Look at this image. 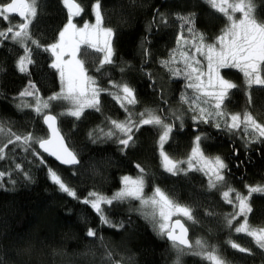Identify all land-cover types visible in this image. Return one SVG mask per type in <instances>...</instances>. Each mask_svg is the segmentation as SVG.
Here are the masks:
<instances>
[{"label": "trees", "instance_id": "obj_1", "mask_svg": "<svg viewBox=\"0 0 264 264\" xmlns=\"http://www.w3.org/2000/svg\"><path fill=\"white\" fill-rule=\"evenodd\" d=\"M6 2V0H0ZM84 9L80 17L74 19L77 25L93 20L91 5L95 0H75ZM255 17L264 21V0H252ZM103 25L113 29V65H106L102 73L95 71L101 53L82 46L80 59L90 76H95L102 87L110 88L109 78L116 82H127L135 89L139 103L132 109L138 113L144 109H170L184 115V127L179 122L173 130L165 150L173 158L185 159L196 135L206 136L201 147L206 156L219 155L228 165L223 185L211 192L207 190V178L199 172H190L187 177L171 176L160 167L156 141L157 130L143 126L135 134V145L121 152L114 140L98 139L93 143L89 133L95 129L108 130V120H124L126 113L109 95H101V111L86 109L79 120L70 116L59 117V126L70 148L78 154L80 164L66 167L44 154L48 166L76 190L83 198L91 191L111 196L121 188V178L125 175L136 177L139 164L150 175L145 194L152 192L154 185L165 190L181 204L191 205L199 221L193 227L184 218L189 229V239L201 238L218 248L227 264H264V250L259 249L246 234H237L224 227L223 214L232 212V206L224 203L222 191L232 187L246 193L245 185L264 186V139L247 146L243 133H229L214 124L193 122L187 105L180 102L186 87L183 77H173L161 61L167 58L175 45L178 34L183 31L188 38L186 27L179 16L194 15L193 27L197 33L212 42L225 27V20L211 9L204 0H101ZM163 16L167 23L161 21ZM67 20V10L62 0H40L38 15L30 26V33L41 45L33 48L31 75L20 73L16 62L23 55L19 46L10 39L0 41V118L12 121V131H34L43 134L42 120L30 109L17 111L15 105L21 103L19 93L29 80L39 89L38 94L47 98L60 88L56 69L49 65L53 58L43 47L55 42L58 31ZM19 22L12 15L9 21L0 19V30L9 24ZM148 50L147 60L144 50ZM124 67L125 71L120 72ZM221 74L237 85L230 91L223 109L228 113L251 112L261 123L264 117V88L253 85L249 89L244 84L242 74L233 69H223ZM152 85V86H150ZM251 94L252 102L247 96ZM163 100L167 104L162 103ZM29 103L32 98H25ZM67 105L54 103L52 112L58 114ZM172 122L170 119L167 121ZM6 149L7 159L0 162V170L6 175L0 182V259L3 264H110L107 252L112 253L111 261L120 264H173L175 252L170 242L154 230L153 225L138 212L130 209L139 207L138 201L103 205L105 214L115 224L123 222V228H112L100 223V219L90 205L68 196L58 190L47 175L46 168L22 150ZM238 150V155L234 151ZM20 163V170H13ZM239 165V166H238ZM11 172L9 176L7 173ZM24 172L31 179H26ZM15 181V183H12ZM249 204V224L264 227V194L252 195ZM208 212L215 216L206 215ZM176 218V217H175ZM174 218V219H175ZM241 221L234 222L236 226ZM88 228L97 229V237H87ZM102 238V239H101ZM233 241L248 253H241L230 247ZM182 264H204L195 255H185Z\"/></svg>", "mask_w": 264, "mask_h": 264}, {"label": "snow or ice", "instance_id": "obj_2", "mask_svg": "<svg viewBox=\"0 0 264 264\" xmlns=\"http://www.w3.org/2000/svg\"><path fill=\"white\" fill-rule=\"evenodd\" d=\"M226 22L221 33L212 42H207L208 37L203 33H196L193 27L194 15L179 16L183 21L182 29L186 27L191 41L181 31L176 39V48L170 53L169 59L161 61V64L169 69L173 77H184L187 80L186 88L192 91V95L182 94L180 102L187 105L193 122L213 124L216 129H225L235 134L243 132L242 139L245 146L264 139V123L258 120L249 111L231 114L223 109V104L231 90L237 85L221 75L223 69H238L243 73L246 85L249 89L253 85L264 88V21L255 17V9L252 0H204ZM40 0H6L0 2V19L9 21L10 16L19 17V22L9 24L6 30H0V41L10 39L20 47L23 55L19 56L16 67L20 73L31 75L29 66L34 64L32 60L33 48H41L39 41L30 33L38 15ZM62 5L67 9V20L58 31V40L55 43L43 47V51H51L54 59L49 65L56 69L60 79V90L48 96L41 97L35 83L29 80L27 87L19 93L21 103L15 105L17 111L23 112L30 109L35 116L42 120L45 131L37 134L34 131L14 132L12 121L0 118V162L8 158L6 149L12 148V158L15 152L22 150L33 156L41 166H44L51 182L58 190L70 197L80 200L95 211L100 223L112 228H123V222L115 224L105 214L103 205L111 206L114 203L138 201L139 207L130 209L138 212L145 220L149 221L158 235L170 242L171 249L175 252L173 264H182L185 255L191 254L199 257L204 264H227L218 248L210 245L206 240L197 238L194 242L189 239V229L182 222L199 223L194 215L191 205L181 204L173 199L165 190L154 185L151 195L145 194V188L149 182V173L137 164L138 174L135 178L125 175L121 178V188L110 197L97 191H91L87 196L80 198L77 192L62 177L58 171L48 166L44 154L54 158L61 165L78 166L80 160L78 154L73 151L59 126V117L70 116L79 120L86 109L101 111V95L106 93L126 113L124 120H108V130L95 129L89 133L93 143L98 139L114 140L121 152L135 145V134L143 126H151L157 130L156 141L160 167L171 176H188L190 172H199L207 178V190L209 192L220 188L225 181V170L228 165L219 156L209 157L201 147V141L206 136L196 135L192 141L190 152L186 159H176L165 150L169 144L176 122H179L181 130L184 127V115L176 110L165 113L163 108L144 109L138 113L132 109L139 103L135 89L127 82H116L109 78L110 88L102 87L95 76L88 74L85 61L79 58L82 46L101 53L98 66L95 71L102 73L106 65L115 63L114 50L111 45L113 29L103 26V14L101 0H95L91 5V11L95 22L85 21L78 27L74 19L80 17L84 9L75 0H62ZM161 21L167 20L161 16ZM177 54L179 59H177ZM145 59L149 55L144 50ZM173 65H177L173 67ZM125 71L124 67L120 72ZM152 86V85H150ZM32 98L29 103L25 98ZM248 103L252 97L249 92ZM162 103L167 104L161 97ZM54 103L67 105L66 110L53 114ZM172 120L171 123L167 122ZM251 137V139H248ZM238 155V150L234 151ZM239 166V165H238ZM21 164H14L13 170H20ZM9 176L11 172L7 173ZM26 179H31L29 173H23ZM5 170H0V182L5 177ZM15 183V181H12ZM247 195L241 194L232 187L222 191L221 197L224 203L231 205L233 211L223 214L224 227L234 230L237 234H246L254 244L264 250V227H254L249 224L248 216L252 208L249 201L253 194H264V186L245 185ZM235 193L233 199L232 194ZM206 215L215 216L216 213L208 212ZM173 217H176L173 219ZM243 221L234 226L238 218ZM97 229L88 228L87 237L96 238ZM102 239V238H101ZM231 248L248 253L250 249L228 241ZM110 264H120L119 261H111L112 253L107 252ZM0 264L3 260L0 259Z\"/></svg>", "mask_w": 264, "mask_h": 264}, {"label": "rangeland", "instance_id": "obj_3", "mask_svg": "<svg viewBox=\"0 0 264 264\" xmlns=\"http://www.w3.org/2000/svg\"><path fill=\"white\" fill-rule=\"evenodd\" d=\"M95 22V18H94V15H93V20L91 21V22H89V23H94ZM75 23V22H74ZM84 24V23H83ZM83 24H81V25H77L78 27H80V26H83ZM104 26V25H103ZM105 27V26H104ZM197 33V32H196ZM186 37H187V35H186ZM188 38V37H187ZM190 41H191V38H188ZM57 40H58V38H57ZM57 40L55 41V42H57ZM55 42H53V43H55ZM52 44V43H51ZM50 45V44H49ZM111 45H112V37H111ZM176 42H175V45H174V47L172 48V50L174 49V48H176ZM172 50L170 51V53L172 52ZM50 53H51V51H49ZM170 53H169V55L167 56V58L166 59H164V60H167V59H169V56H170ZM52 54V53H51ZM52 58L54 59V57L52 56ZM177 59H179V55L177 54ZM163 60V61H164ZM175 66H177V65H173V67H175ZM168 69V68H167ZM169 70V69H168ZM230 70H233V69H230ZM235 70H237V71H239L241 74H242V76H243V73L240 71V70H238V69H235ZM222 71V70H221ZM58 73V72H57ZM222 75V74H221ZM58 77H59V74H58ZM184 78V77H183ZM243 79H244V84L246 85V80H245V77L243 76ZM184 80H186L185 78H184ZM187 81V80H186ZM59 82H60V79H59ZM186 84H187V82H186ZM247 86V85H246ZM59 90H60V88H59ZM183 94H186V95H192L193 93H192V91L190 90V89H187L186 87H185V89L183 90ZM246 110H244V111H242V112H233V113H231V114H236V113H240L241 114V117H243V113L245 112ZM257 119V118H256ZM216 121H214L213 122V124L215 123ZM258 122H260L259 120H258ZM261 123V122H260ZM262 123H264V117H263V122ZM238 133L239 132H241V133H243L242 131H237ZM248 139H251V137H248ZM211 157H215V156H211ZM187 158V157H186ZM185 158V159H186ZM134 178V177H133ZM122 186V185H121ZM241 194H243V195H247V192L246 193H243V192H240ZM148 195H151V193L150 194H148ZM232 196H233V199H234V197H235V193H233L232 194ZM175 217H173V219H174ZM240 219H241V221L240 222H242L243 221V217H240ZM239 222V223H240ZM189 223V225L191 226V227H193L194 225L191 223V222H188ZM238 223V224H239ZM156 231V230H155ZM157 232V231H156ZM196 239H193V242L195 241Z\"/></svg>", "mask_w": 264, "mask_h": 264}, {"label": "water", "instance_id": "obj_4", "mask_svg": "<svg viewBox=\"0 0 264 264\" xmlns=\"http://www.w3.org/2000/svg\"><path fill=\"white\" fill-rule=\"evenodd\" d=\"M67 10V9H66ZM47 155V154H46ZM54 161H56L54 158H52ZM58 164H60L58 161H56ZM61 165V164H60ZM63 166H66V167H72V166H68V165H63ZM183 222V221H182ZM186 226V225H185ZM187 227V226H186ZM188 236H189V233H188Z\"/></svg>", "mask_w": 264, "mask_h": 264}]
</instances>
